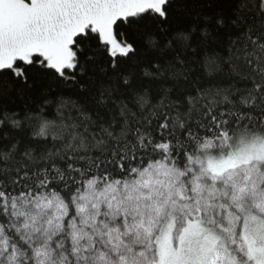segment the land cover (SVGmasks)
I'll use <instances>...</instances> for the list:
<instances>
[{"label":"snow or ice","instance_id":"snow-or-ice-1","mask_svg":"<svg viewBox=\"0 0 264 264\" xmlns=\"http://www.w3.org/2000/svg\"><path fill=\"white\" fill-rule=\"evenodd\" d=\"M0 264H264V0H0Z\"/></svg>","mask_w":264,"mask_h":264}]
</instances>
